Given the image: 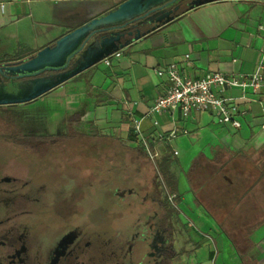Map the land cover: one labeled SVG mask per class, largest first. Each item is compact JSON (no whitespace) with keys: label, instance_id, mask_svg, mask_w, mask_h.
Wrapping results in <instances>:
<instances>
[{"label":"crops","instance_id":"obj_1","mask_svg":"<svg viewBox=\"0 0 264 264\" xmlns=\"http://www.w3.org/2000/svg\"><path fill=\"white\" fill-rule=\"evenodd\" d=\"M127 1L0 0V65L35 56ZM263 27L264 0H210L115 52L109 65L104 59L35 100L39 102L25 111V117L54 134L108 137L129 147L145 139L158 155L156 162H170L169 177L178 206L193 211L194 223L189 229L196 244L195 264H264V217L250 221L259 226L248 238L253 247L243 262L231 238L197 206L190 184L197 172L206 171L212 163L227 164L239 153L264 170V86L253 101H240L245 112L241 129L218 125L209 113H196L188 119L169 113L148 115L168 91L167 77L160 78L156 72L170 64L193 79L214 72L254 73L264 51ZM9 57L19 60L7 62ZM241 95L238 90L227 93L234 98ZM141 119L142 138L134 131L135 122ZM26 123L36 125L31 120ZM173 132L177 136L168 142L166 138ZM153 135L165 139L154 140ZM174 162L183 174H174ZM260 204L257 207L264 211Z\"/></svg>","mask_w":264,"mask_h":264},{"label":"flooded vegetation","instance_id":"obj_2","mask_svg":"<svg viewBox=\"0 0 264 264\" xmlns=\"http://www.w3.org/2000/svg\"><path fill=\"white\" fill-rule=\"evenodd\" d=\"M198 1H168L143 32ZM48 74L0 73V101L26 93L30 83ZM24 105H0V264H170L167 221L152 214L144 223L141 218L119 224L134 192L91 185L89 170L76 165L75 134H54L43 125L23 124L20 117L10 121ZM162 204L168 212L170 202Z\"/></svg>","mask_w":264,"mask_h":264},{"label":"trees","instance_id":"obj_3","mask_svg":"<svg viewBox=\"0 0 264 264\" xmlns=\"http://www.w3.org/2000/svg\"><path fill=\"white\" fill-rule=\"evenodd\" d=\"M188 10L184 9L180 15ZM17 60L18 57H9L7 62ZM75 68L76 64H71L57 77ZM73 148L77 167L91 173V185L132 190L136 198L129 204L149 197L157 199L152 180L158 174L169 194H175V188L167 183L170 162L154 164L142 144L129 147L108 137L75 135ZM190 184L197 206L203 207L217 221L244 262L253 247L248 238L259 226H253L250 221L264 217L263 209L257 207L259 202L260 207H264V170L239 153L227 164L212 163L206 171L197 172ZM127 211L128 208L122 214Z\"/></svg>","mask_w":264,"mask_h":264},{"label":"water","instance_id":"obj_4","mask_svg":"<svg viewBox=\"0 0 264 264\" xmlns=\"http://www.w3.org/2000/svg\"><path fill=\"white\" fill-rule=\"evenodd\" d=\"M168 1L170 0H129L108 15L93 20L59 39L55 44L41 50L29 60L0 67V73L10 77L34 76L44 71L49 73L44 78L30 83L26 93L7 96L0 101V105L31 103L101 63L120 49L146 36L153 29L147 32H143V30L154 22L148 18L152 14L163 11L171 4ZM209 1L200 0L192 8ZM171 19H167L161 25L168 23ZM85 51L89 56L84 54ZM79 58L84 62L75 71L52 78L67 70L71 64L78 63Z\"/></svg>","mask_w":264,"mask_h":264},{"label":"built area","instance_id":"obj_5","mask_svg":"<svg viewBox=\"0 0 264 264\" xmlns=\"http://www.w3.org/2000/svg\"><path fill=\"white\" fill-rule=\"evenodd\" d=\"M264 28V27H263ZM120 57V54H117ZM189 58V57H187ZM109 65V57L105 59ZM160 78L167 77V94L159 99L150 109L148 115L169 113L172 116L191 118L196 113H209L216 124L241 129V117L245 114L240 107V101H253L264 86V51L262 60L256 71L252 74L226 75L222 73H207L200 78H190L183 74L176 64H170L165 69L157 70ZM238 90L242 93L240 98L228 97V91ZM142 122L137 120L134 131L137 137L142 138ZM158 127V121H154ZM177 136L171 133L166 140L171 142ZM154 140L165 139L162 135H153ZM142 144L148 157L156 163L158 155L153 153L148 141L142 138ZM179 157V152H174ZM178 195L170 194L169 202L177 208Z\"/></svg>","mask_w":264,"mask_h":264},{"label":"rangeland","instance_id":"obj_6","mask_svg":"<svg viewBox=\"0 0 264 264\" xmlns=\"http://www.w3.org/2000/svg\"><path fill=\"white\" fill-rule=\"evenodd\" d=\"M84 54H87L86 51ZM89 56V54H87ZM80 59V58H79ZM26 60H22L19 63H23ZM83 60L80 59L78 63H76V68H78L81 64H83ZM19 63H11V65L19 64ZM10 65V64H7ZM73 67V66H72ZM25 86L28 84L27 82L24 83ZM6 88L13 92V86L10 85L8 82L6 83ZM39 102V101H38ZM38 102H31V104H27L24 106H20V108L17 111V114L13 113L10 118V121L17 122L18 118H22L21 122L24 124L26 122H29L30 120L35 124L36 121L33 119H29L25 117V111H29L28 109L32 107L33 105H36ZM38 125V124H36ZM66 133V132H64ZM51 136V135H50ZM180 158L177 157L176 162L178 163ZM180 162V161H179ZM177 163H173L172 169L174 170V174L181 175L183 174V170L181 166H179ZM158 164V162L154 163ZM153 187L154 192L157 198H160V201L158 199H153L151 197L145 198L143 200H135L132 205H130V210L127 211V213L123 214L121 216L120 221L118 222L121 225L129 224L135 219H141L143 218L142 222L144 223L146 220L150 219L152 217L151 215L155 216L158 220L162 219L167 221V224L170 227V239H171V245L169 246V252L168 255L170 257V264H195L193 254L195 252L196 244L193 242V236H192V230L189 229L190 223H194V216H192L193 211L189 210L187 208H179V210L175 209L174 207H168L169 211L166 212L163 208V202L169 201V191L167 186L164 184L163 179L158 174L156 175L153 180ZM167 183L171 184V179L167 180ZM188 184V183H187Z\"/></svg>","mask_w":264,"mask_h":264}]
</instances>
